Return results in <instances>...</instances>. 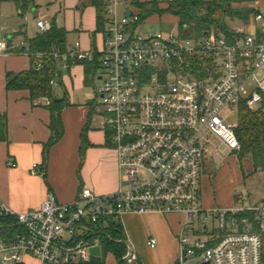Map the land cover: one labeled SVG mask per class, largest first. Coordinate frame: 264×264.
Wrapping results in <instances>:
<instances>
[{"label": "built area", "instance_id": "built-area-1", "mask_svg": "<svg viewBox=\"0 0 264 264\" xmlns=\"http://www.w3.org/2000/svg\"><path fill=\"white\" fill-rule=\"evenodd\" d=\"M260 1L248 24L186 37L142 31L139 13L119 17L120 0H104L111 16L104 48L83 50L78 41L53 56L66 66L98 62V94L122 172L120 187L99 194L85 185L70 203L49 191L39 208L26 211L0 198V264H29V257L39 264H103V254L100 263L91 259V248L101 245V224L148 213L188 218L178 264H264V200L207 209L202 199L205 157L242 149L238 123L227 114L238 113L243 100L253 109L264 104ZM37 25L41 33L52 27L45 18ZM23 51L37 59V70L45 68L46 53L28 50L25 40L0 38V53ZM52 85H59L58 77ZM45 168L35 163L31 173L45 176ZM210 222L218 228L210 229ZM157 244L150 238L151 247ZM127 247L126 264H138L137 251Z\"/></svg>", "mask_w": 264, "mask_h": 264}, {"label": "crops", "instance_id": "crops-1", "mask_svg": "<svg viewBox=\"0 0 264 264\" xmlns=\"http://www.w3.org/2000/svg\"><path fill=\"white\" fill-rule=\"evenodd\" d=\"M133 1L120 0L117 8L119 17L126 15L128 9L132 13L141 12L140 8L132 4ZM263 2L264 0L258 4ZM65 6L66 11L72 13L71 20L64 25H58L68 31L66 50L78 41L81 42L83 50L103 49L111 16L106 12L103 13L104 16L100 14L97 6L88 0H65ZM39 7L38 3L33 11L24 15L27 22L23 21L17 27L15 25L7 29L4 36L3 30L0 29V38L19 39L20 36L25 41L35 38L39 34L37 19L54 18L53 16L48 19L47 14L38 16ZM76 12L81 13L79 20L76 19ZM165 15L168 20L177 21L175 16ZM149 18L143 20L140 27L146 24ZM54 19H58V14ZM102 19L104 25L99 27ZM71 34L74 39L68 38ZM26 43L30 50L28 40ZM33 62V56L24 51L0 53V125L3 123L2 117L7 118V122L2 126L7 138L0 139V198L15 210L26 211L39 208L49 191L55 192L58 199L64 203L76 200L85 185L94 188L99 194L116 191L120 187L122 172L117 152L105 129L100 97L96 98L92 90L94 87L99 96L101 69L97 68L95 72L89 73L83 63L66 66L57 61L60 84L56 86L55 95L59 99L67 96L70 101V105L66 106L61 114L64 134L49 150L45 176L31 173L35 163L43 164L45 161V145L53 133L52 112L42 102V98L33 100L29 90H9L7 76L10 72L30 70ZM96 80L99 81L98 85L95 84ZM85 136L89 145L83 155ZM202 199L205 208L218 207L212 199L210 201L204 196L203 188ZM230 200L228 202H231ZM233 204L235 203L227 206ZM117 220L123 225L127 244H131L137 251L141 264H178L180 236L188 221L184 214H125ZM152 237L158 242L155 248L149 245ZM105 256H111L109 264H120L113 253L105 254L103 250V259ZM28 263L39 264V261L29 257Z\"/></svg>", "mask_w": 264, "mask_h": 264}, {"label": "trees", "instance_id": "trees-1", "mask_svg": "<svg viewBox=\"0 0 264 264\" xmlns=\"http://www.w3.org/2000/svg\"><path fill=\"white\" fill-rule=\"evenodd\" d=\"M16 4L20 15L33 11L38 6V0H8ZM258 0H152L141 2L134 0L133 5L141 9L139 13L141 20H145L153 15L171 14L177 18L178 31L186 37H202L210 31L230 32L236 22L248 24L257 12L253 3ZM89 3L97 6L99 13L106 12L104 0H88ZM165 5V6H164ZM104 16V15H103ZM101 17V16H100ZM103 18V17H102ZM104 25V19L99 23V27ZM66 28L52 21V27L39 34L33 39H27L30 51L44 52L45 68L37 70L35 68L36 58L33 57V66L28 71L19 73H8L7 87L9 90H29L33 100L48 97L51 103L47 105L52 112L51 129L52 137L45 145V161L42 164L46 167L50 148L56 144L64 134V125L61 118L63 109L70 105L67 96L59 99L55 95L56 86L52 85V80L58 77L60 84V74L57 61L53 52H61L67 49ZM86 65L87 72L92 73L99 68L97 61L77 62ZM6 117H2L3 123L0 125V139H6L5 125ZM236 134L241 142L243 152L251 155L257 167H264V104L260 109L250 108L247 100L241 102L239 108V122L236 127ZM86 133V130H85ZM109 136V133H108ZM87 138L84 137L83 155L88 146ZM9 230L3 231L7 234ZM104 253H113L121 264H126L124 256L127 252V234L123 225L115 218H108L101 224L98 232ZM138 264H141L139 261Z\"/></svg>", "mask_w": 264, "mask_h": 264}, {"label": "rangeland", "instance_id": "rangeland-1", "mask_svg": "<svg viewBox=\"0 0 264 264\" xmlns=\"http://www.w3.org/2000/svg\"><path fill=\"white\" fill-rule=\"evenodd\" d=\"M38 1L40 4L37 13L38 16L47 14L46 17L49 19V17L53 16L56 18V14H58V19L56 20L57 24L60 25L61 23L64 25L65 22H70L72 13L71 11L69 13L68 10L66 11L65 0ZM76 13V19L79 20L81 13ZM54 18L48 21L52 24ZM167 18V15L161 17L157 14L149 18L148 22L140 27V30L146 32L158 30L163 32H178L179 27L177 21L173 19L168 20ZM40 19L38 18L37 20ZM74 19L72 21H74ZM23 21L27 22V18L20 15L15 3L8 0H0V29L3 30L2 36L7 33L4 31H8L7 29L13 28L15 25L17 27L19 23ZM240 25H242V23L236 22L234 27ZM18 38L24 40L23 37L19 36ZM68 38L74 39V35L71 34ZM98 82L99 81L96 80L95 84ZM92 90L95 93V97H99L94 87H92ZM227 116L231 122H239V112L234 114L228 113ZM242 152L243 149L239 152H232L231 154L220 153L207 155L205 157L202 179L203 193L208 200L210 199L211 201L212 199L218 207L223 208L230 203L245 205L247 203H258L264 200V167H257L251 155L248 153L242 154ZM229 200L231 202H228ZM209 227L210 229L218 228V223L210 222ZM111 260V256H105L103 264H109Z\"/></svg>", "mask_w": 264, "mask_h": 264}, {"label": "water", "instance_id": "water-1", "mask_svg": "<svg viewBox=\"0 0 264 264\" xmlns=\"http://www.w3.org/2000/svg\"><path fill=\"white\" fill-rule=\"evenodd\" d=\"M132 14V11L130 9L127 10L126 16H130ZM100 79L102 77L100 76ZM91 253H92V261L100 263L102 261V254H103V248L101 245H96L91 248ZM121 264V262H120Z\"/></svg>", "mask_w": 264, "mask_h": 264}]
</instances>
